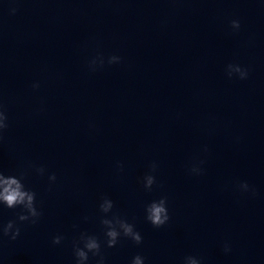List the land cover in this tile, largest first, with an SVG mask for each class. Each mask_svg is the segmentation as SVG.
Instances as JSON below:
<instances>
[{
    "label": "water",
    "instance_id": "95a60500",
    "mask_svg": "<svg viewBox=\"0 0 264 264\" xmlns=\"http://www.w3.org/2000/svg\"><path fill=\"white\" fill-rule=\"evenodd\" d=\"M0 104V172H26L43 213L0 235V264H75L82 232L105 264H264V0H0ZM105 196L141 244L106 247ZM161 197L170 220L156 228L145 208ZM20 212L0 204V225Z\"/></svg>",
    "mask_w": 264,
    "mask_h": 264
},
{
    "label": "clouds",
    "instance_id": "9594fccd",
    "mask_svg": "<svg viewBox=\"0 0 264 264\" xmlns=\"http://www.w3.org/2000/svg\"><path fill=\"white\" fill-rule=\"evenodd\" d=\"M15 12V9L12 10ZM239 20L231 21V28L233 30L240 29ZM119 56H111L108 59L109 64L119 63ZM99 61L102 66L104 61L102 58H95L90 61V67L95 70V65ZM226 74L231 78L234 74L243 80L248 77V70L242 68L238 64H228L226 69ZM32 87L38 88L39 84L34 83ZM8 117L4 109L3 104H0V141H3L4 132L8 129ZM33 167L35 172L44 176L46 173V168L44 166L36 167L34 165H29ZM117 168L123 170V165L118 163ZM157 165L153 162L150 165V172L143 177V186L146 190H151L152 186L156 183V178L152 174L156 171ZM190 171L194 174H200L201 169L193 166ZM26 172H21L19 176L16 175H5L0 172V204L7 207L8 209L21 208V212L17 214L16 220H9L6 224L0 225V235L3 237H8L10 240L15 241L20 235V223H30L37 224L43 215V213L36 206V193L25 187L23 183ZM57 177L55 173L48 175V180L51 183L56 181ZM240 189L243 191L249 190V185L243 182L239 185ZM167 197H161L158 201H152L145 208L146 220L149 221L154 227H163L169 220L170 216L167 208ZM114 207V202L107 196L102 198V202L99 204V210L101 213L105 214L101 218L100 223L104 227V235L106 237V247L113 248L119 242L121 236L131 239L135 244L139 245L142 243L141 234L135 230L134 225L127 222V220L121 218L118 214H113L111 218L107 217V214L112 211ZM87 219V217H85ZM75 227V226H74ZM65 239L62 235H56L52 239L54 245H59ZM82 245V246H81ZM231 249L225 244L224 251L227 253ZM89 253L93 257H98L96 264H105V257L101 251V242L95 235H89L86 232L80 233L78 239L73 241V254L75 257V264H87L89 261ZM131 264H144V257L136 255L133 257ZM184 264H201L200 259L195 256L185 257Z\"/></svg>",
    "mask_w": 264,
    "mask_h": 264
}]
</instances>
